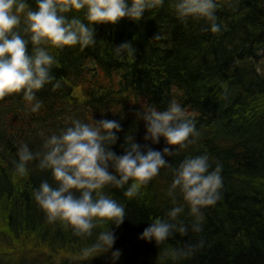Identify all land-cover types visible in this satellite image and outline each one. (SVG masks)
Listing matches in <instances>:
<instances>
[{"label":"trees","instance_id":"16d2710c","mask_svg":"<svg viewBox=\"0 0 264 264\" xmlns=\"http://www.w3.org/2000/svg\"><path fill=\"white\" fill-rule=\"evenodd\" d=\"M26 2L36 10V0ZM170 3L164 0L138 21L125 17L115 25L93 24L94 46L48 47L59 65L52 74L61 87L53 91L49 84L35 92L42 102L37 112L23 92L0 99V264H161L165 248L200 237L206 243L193 257L164 264H264V0H235L234 9L217 0L218 34L201 32L203 20L185 25ZM65 15L83 20V11ZM124 42L136 50L134 58L114 56V47ZM172 100L195 119L199 136L190 137L194 142L187 148L166 145L163 137L156 144L143 140L144 122L134 115L146 104L164 110ZM74 119L119 121L122 130L109 146L117 155L127 146L125 137L132 136L157 151L173 147L176 154L165 157L173 167L201 154L209 156L213 169L221 164L222 199L202 209L203 231L189 227L187 236L176 233L159 246L138 238L153 219H169L167 211L181 204L178 219L191 224L179 192L175 203L168 195L173 177L166 167L135 198L124 196L127 185L103 189L125 206L118 227L104 224L91 237H77L58 222L48 223L32 193L45 180L55 186L50 170L39 169L34 160L26 165L28 174L19 176L13 162L21 144L40 151L46 138ZM107 227L116 236L112 249L76 259ZM117 249L121 255L113 261Z\"/></svg>","mask_w":264,"mask_h":264},{"label":"clouds","instance_id":"9594fccd","mask_svg":"<svg viewBox=\"0 0 264 264\" xmlns=\"http://www.w3.org/2000/svg\"><path fill=\"white\" fill-rule=\"evenodd\" d=\"M164 0H36L32 10L26 0H0V99L13 93L23 92L32 112H37L42 102L35 92L51 85L53 91L61 87L60 80L52 74L57 60L48 52V47L63 49L65 46H94L93 24H117L121 18L138 21L146 11L162 7ZM226 7L235 8V0H223ZM171 9L185 25L189 20L205 21L201 32L218 34L217 0H171ZM83 11V20L66 13ZM23 16V19H22ZM86 21V22H85ZM31 44L29 53L28 45ZM135 49L130 42L114 47L117 59L134 58ZM145 125L143 140L181 148L198 137L195 119L186 114L181 104L172 100L164 110L154 104H146L143 110L134 113ZM123 118V117H122ZM122 130L117 120L100 119L83 123L78 119L62 129L59 134L46 138L41 150L32 152L26 144L18 148V161H14L15 173L28 174L26 165L38 160L37 167L50 170L55 183L42 181L33 190V198L45 213L48 223H59L63 230L71 229L77 237H91L94 229L104 224L119 226L126 217L125 206L103 192L106 186L125 188L124 196L132 199L140 195L161 168H168L172 182L168 195L176 202L179 192L188 205L192 217L190 226L178 219L184 205L167 211L169 219L155 218L143 229L139 239L155 241L159 246L176 233L187 236L189 227L193 233L203 231L202 209L214 206L222 199V165L212 168L209 156L201 154L185 157L176 167L165 159L176 154L173 147L154 150L148 144H138L133 137H125L122 155L110 149L118 140L116 132ZM113 171H109V169ZM212 169V170H210ZM131 181V182H130ZM116 240L108 227L99 231L95 241L83 248L76 259L88 260L108 252ZM206 241L200 237L196 242H185L178 247H167L159 254L161 264L167 260L181 261L193 257L203 249ZM119 249L112 251L117 260Z\"/></svg>","mask_w":264,"mask_h":264},{"label":"rangeland","instance_id":"374dc122","mask_svg":"<svg viewBox=\"0 0 264 264\" xmlns=\"http://www.w3.org/2000/svg\"><path fill=\"white\" fill-rule=\"evenodd\" d=\"M76 91H78V89Z\"/></svg>","mask_w":264,"mask_h":264}]
</instances>
